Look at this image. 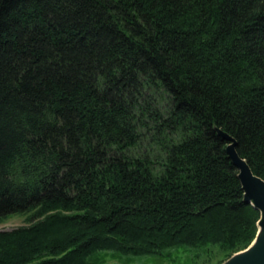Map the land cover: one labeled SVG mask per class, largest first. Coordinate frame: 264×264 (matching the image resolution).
<instances>
[{"label":"trees","instance_id":"16d2710c","mask_svg":"<svg viewBox=\"0 0 264 264\" xmlns=\"http://www.w3.org/2000/svg\"><path fill=\"white\" fill-rule=\"evenodd\" d=\"M219 132L264 181V0H0V264L245 250Z\"/></svg>","mask_w":264,"mask_h":264},{"label":"rangeland","instance_id":"374dc122","mask_svg":"<svg viewBox=\"0 0 264 264\" xmlns=\"http://www.w3.org/2000/svg\"><path fill=\"white\" fill-rule=\"evenodd\" d=\"M36 217L34 211L8 215L0 219V232H11L19 228H27L43 218ZM235 254L227 257L220 252L218 247L208 246L201 249L190 247L169 248L154 254L141 256L99 252L92 256L90 264H225Z\"/></svg>","mask_w":264,"mask_h":264},{"label":"water","instance_id":"95a60500","mask_svg":"<svg viewBox=\"0 0 264 264\" xmlns=\"http://www.w3.org/2000/svg\"><path fill=\"white\" fill-rule=\"evenodd\" d=\"M219 135L228 143L226 153L238 171L244 203L259 213L257 227L260 236L256 235L258 238L247 249L236 253L225 264H264V181L255 176L246 161L237 154L235 139L222 132Z\"/></svg>","mask_w":264,"mask_h":264},{"label":"bare ground","instance_id":"6f19581e","mask_svg":"<svg viewBox=\"0 0 264 264\" xmlns=\"http://www.w3.org/2000/svg\"><path fill=\"white\" fill-rule=\"evenodd\" d=\"M258 233H259V230H258L257 233H256V235L259 237L260 235H258ZM257 236H256V237H257ZM256 237H255V238H256ZM258 237H257V238H258ZM257 238H256V239H257Z\"/></svg>","mask_w":264,"mask_h":264}]
</instances>
